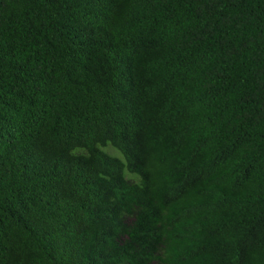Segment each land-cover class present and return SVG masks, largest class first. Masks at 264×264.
Masks as SVG:
<instances>
[{
    "label": "trees",
    "instance_id": "obj_1",
    "mask_svg": "<svg viewBox=\"0 0 264 264\" xmlns=\"http://www.w3.org/2000/svg\"><path fill=\"white\" fill-rule=\"evenodd\" d=\"M0 264H264V0H0Z\"/></svg>",
    "mask_w": 264,
    "mask_h": 264
},
{
    "label": "rangeland",
    "instance_id": "obj_2",
    "mask_svg": "<svg viewBox=\"0 0 264 264\" xmlns=\"http://www.w3.org/2000/svg\"><path fill=\"white\" fill-rule=\"evenodd\" d=\"M115 150H116V149H115ZM109 151L112 152V153H114V155H117L118 157L123 158L122 155H121V153H120L118 150H116V151L114 152L112 149H109Z\"/></svg>",
    "mask_w": 264,
    "mask_h": 264
}]
</instances>
